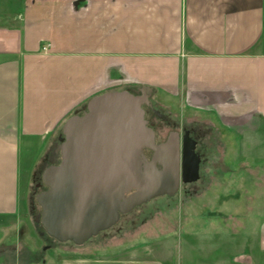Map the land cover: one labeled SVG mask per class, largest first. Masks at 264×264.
Listing matches in <instances>:
<instances>
[{
  "label": "crops",
  "instance_id": "obj_1",
  "mask_svg": "<svg viewBox=\"0 0 264 264\" xmlns=\"http://www.w3.org/2000/svg\"><path fill=\"white\" fill-rule=\"evenodd\" d=\"M19 1L15 26L0 25V226L18 216L21 176L50 136L104 92L149 86L182 95L183 109L199 116L195 123L214 129L215 155L231 150L227 140L217 141L214 118L252 137L264 128V0ZM215 169L223 170L221 164ZM201 189L182 197L185 219L200 224L207 216L235 225L231 234L211 235L210 243L198 238L192 259L180 264H264V209L252 234L244 233L236 205L226 215L200 212L216 201ZM251 199L233 201L249 211ZM158 230L137 227L129 234L134 244L120 249L140 260L115 262L160 264L149 259L158 249L147 242ZM90 255L85 264L93 263Z\"/></svg>",
  "mask_w": 264,
  "mask_h": 264
},
{
  "label": "water",
  "instance_id": "obj_2",
  "mask_svg": "<svg viewBox=\"0 0 264 264\" xmlns=\"http://www.w3.org/2000/svg\"><path fill=\"white\" fill-rule=\"evenodd\" d=\"M152 93L149 86L104 92L82 106V116L74 110L65 120L52 165L42 173L48 189L35 198L41 208L36 222L50 238L82 246L121 214L177 192L178 147L156 145L144 119L142 106ZM144 149L153 151L150 160ZM188 156L184 182L191 183L199 177V160Z\"/></svg>",
  "mask_w": 264,
  "mask_h": 264
},
{
  "label": "rangeland",
  "instance_id": "obj_3",
  "mask_svg": "<svg viewBox=\"0 0 264 264\" xmlns=\"http://www.w3.org/2000/svg\"><path fill=\"white\" fill-rule=\"evenodd\" d=\"M21 9L22 2L19 0H0V25L15 26V18ZM182 98V95H171L158 90L154 93L153 101L158 103L162 110L174 114L180 121L197 122L198 115L183 109ZM213 120L219 127V130L218 127L215 129L217 130L216 136L218 135L217 141L220 140V143L225 145L227 140L231 155L228 153L215 155L223 170L215 169L212 172V180L209 184L213 186L212 189L208 187L209 190L211 189L209 192L206 190L207 187L205 188L207 182L197 187L198 191L202 188L204 194L213 195L216 199L212 205L207 206V209H201L200 212L203 211L206 215L214 212L226 215L233 210L234 207L232 206L236 205L243 212L241 218H239V221L244 224L243 232L252 234L264 209V128L255 137H252L250 134H242L221 126L217 123L216 118ZM60 133L61 126L47 140L38 161L31 167L29 172L21 176V210L17 217L7 220L8 222L5 221L0 226V256L2 255L4 264H85L86 260L84 259L87 258L88 253L92 254V256H89L91 257L90 260H93L91 264H97L94 262L98 259L114 261L112 264H117L115 261L136 262L140 260L139 258L131 259L130 253L127 254L126 250L120 249H126V247H131L134 244L130 241L134 237L133 235L127 234L123 238H109L114 234L113 232H107L100 234V236L93 238L82 246H75L69 242H51L45 237L43 238L42 235H38L28 210L35 180L39 176L38 170L41 166H44L45 157L51 150L52 144L57 141ZM247 136L251 138L245 142ZM36 148L38 149V147H35L34 151ZM256 165L263 169L259 170L258 173L250 171ZM238 196L240 198L252 197L249 211H245L244 204L241 207V203L233 201ZM182 202L183 200L179 196L174 199L158 197L151 200L149 204L142 206V208L154 211L155 208H151L152 204L160 205V208L161 206L166 207L167 204L170 205L166 213L154 212L145 223L147 226L153 228L157 226L160 229L157 232L155 231V235L150 236L153 237V241L147 240V242L154 244L150 245L151 248L156 246L158 249L153 254H149V259L159 261L160 264H180L181 261L183 263L186 259H192L190 249L198 238L204 237L205 241L210 243L213 240L211 235L226 236L231 234V228L235 223L229 219H212L206 216L200 224H196V218L185 219L183 213L186 212V208L182 206ZM139 221L136 223H139ZM136 225L138 227L145 226ZM237 229H239L238 236L243 235L240 232L242 228L238 227ZM21 230L22 233L19 235ZM40 230L43 232L42 229ZM19 251L21 253L18 255ZM72 259L77 260L72 261Z\"/></svg>",
  "mask_w": 264,
  "mask_h": 264
},
{
  "label": "flooded vegetation",
  "instance_id": "obj_4",
  "mask_svg": "<svg viewBox=\"0 0 264 264\" xmlns=\"http://www.w3.org/2000/svg\"><path fill=\"white\" fill-rule=\"evenodd\" d=\"M139 87L135 88H128V89H138ZM127 90V89H126ZM155 91L151 97L148 99V103L142 106L144 110V119L147 122V127L152 129L154 132V143L156 145L167 144L171 143V145L178 147V190L173 196H162L166 199H174L175 197H187L193 196L198 194L200 191L197 190L199 185L204 184L207 182L206 187L210 186L211 176L213 175L212 172L215 171V167L219 165L217 158H215V145H216V138L214 129L210 127H203L200 124L195 122H187V121H180L174 114H171L169 111H164L161 109L158 103L153 101ZM78 115L82 116L84 111L82 110V106L77 109ZM61 134H59L57 141H55L52 146L51 150L45 157L44 166L38 170L39 176L36 177L35 186L33 190V194L31 197V202L29 206V215L31 216V220L33 223L34 228L36 229L39 236L43 233V238L45 237L47 240L51 242H56L54 239L50 238L46 233L44 228L41 226L40 222H36L37 216L41 213V208L36 202V196L47 190L48 188L44 185L42 181V173L45 168L52 165L51 160H53L54 156L52 155L53 145L59 144ZM190 152L194 153V157H197L199 160L198 163V174L199 177L195 182H184V180H188L190 177L187 171L183 170V166L188 168L189 159L188 154ZM153 151L150 149H144V155L148 160L151 159L153 155ZM60 161V156L56 159L53 165H57ZM158 169H161L158 166ZM182 192V193H181ZM181 193V194H179ZM146 204H149L146 203ZM143 204L131 210L126 214H121L119 217L118 222L112 226L110 229L99 233L104 234L107 232H113L114 236H110L109 238H123L125 235H129L130 233L134 232L138 227L136 224L145 225L147 220L150 219L154 212H157L160 208L157 205L151 206L153 210L142 208L145 206ZM140 220V221H139ZM139 223H136L138 222ZM43 232H41V230ZM22 233V230L19 232V235ZM96 238V237H95ZM104 238V237H103ZM93 239V238H92ZM91 239V240H92ZM90 240V241H91ZM89 242V241H88ZM87 242V243H88ZM86 244V243H85ZM21 253V251L18 252ZM4 259L2 255L0 256V264H4Z\"/></svg>",
  "mask_w": 264,
  "mask_h": 264
},
{
  "label": "built area",
  "instance_id": "obj_5",
  "mask_svg": "<svg viewBox=\"0 0 264 264\" xmlns=\"http://www.w3.org/2000/svg\"><path fill=\"white\" fill-rule=\"evenodd\" d=\"M43 50H44V51H46V47H45V48H43Z\"/></svg>",
  "mask_w": 264,
  "mask_h": 264
},
{
  "label": "trees",
  "instance_id": "obj_6",
  "mask_svg": "<svg viewBox=\"0 0 264 264\" xmlns=\"http://www.w3.org/2000/svg\"><path fill=\"white\" fill-rule=\"evenodd\" d=\"M65 122V121H64ZM63 125V124H62ZM62 125H61V127H62Z\"/></svg>",
  "mask_w": 264,
  "mask_h": 264
}]
</instances>
